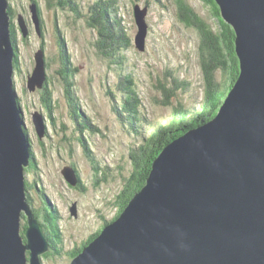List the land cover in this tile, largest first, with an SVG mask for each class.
<instances>
[{
    "label": "water",
    "instance_id": "95a60500",
    "mask_svg": "<svg viewBox=\"0 0 264 264\" xmlns=\"http://www.w3.org/2000/svg\"><path fill=\"white\" fill-rule=\"evenodd\" d=\"M215 1L235 34V83L215 115L160 149L145 185L68 264H264V0ZM8 6L0 0V264H44L51 244L27 201L31 155L14 83ZM147 12L135 3L140 51ZM26 79L30 91L43 86L44 49L34 54ZM32 118L41 137L43 116ZM62 172L76 184L74 171ZM70 212L77 215L76 203Z\"/></svg>",
    "mask_w": 264,
    "mask_h": 264
},
{
    "label": "rangeland",
    "instance_id": "374dc122",
    "mask_svg": "<svg viewBox=\"0 0 264 264\" xmlns=\"http://www.w3.org/2000/svg\"><path fill=\"white\" fill-rule=\"evenodd\" d=\"M77 1L80 2L81 11L85 14L79 18L58 8H47L44 0H38L44 23V30L41 33L37 30L34 2L8 0L15 13L13 20L17 27L16 36L20 51L21 71L18 75L14 74V83L24 113L27 135L30 138L29 150L33 149L35 158L39 157L37 171L33 173L31 170H25V183L36 208L43 207L46 211L40 198L39 186H42L52 205L56 206L59 214L58 224L61 219L60 226L63 238L65 237V250L77 243L80 244L86 235L101 227L102 218L111 220L115 216L118 207L116 204L126 198V194L121 196L122 190L126 188L124 186L129 185L131 167L129 152L138 142L133 134L130 135L126 131L112 111L113 102L107 92L108 89L119 90L116 87V84L119 85L118 74L114 70L116 65L111 64L105 56H101L100 48L95 44L98 35L86 25V15H89V8L96 0ZM116 1L132 39V46L124 52L129 62L128 69L136 79L142 98L143 114L156 124L169 118L177 103L186 106L200 103L203 94L202 74L197 55L198 32L194 27H187L177 20L173 0H139L141 6L146 4L148 6L146 20L149 30L144 51L138 50L133 44L137 27L132 2L136 0ZM187 1L213 28L218 29L217 19L213 17L203 0ZM17 22L20 28V22L23 23L25 36L28 37L27 42L22 43V33ZM56 24L68 41L74 64L78 66L75 84L79 106L82 109L78 121L84 126L83 131L78 129V121L69 113L70 109L68 110L56 73L55 61L58 60ZM42 41L45 56L50 62L46 73L54 89L57 106L53 112L54 126L49 128L48 135L43 134L40 137L43 141L40 143L32 116L41 112L46 118L43 93L39 91L40 88L28 90L26 77L27 73H32L34 54ZM175 76L188 81L187 88L180 89L175 92L176 94L165 95L160 85L173 88L172 79ZM23 88L26 90L23 91ZM121 98L122 95L118 94L116 101ZM87 118L97 126L96 130L88 126ZM85 144L90 153L86 152ZM67 167L74 171L77 180L74 186L69 184L63 175L62 171ZM32 188H35V192ZM73 203L77 206L78 219L70 212ZM51 256L44 259L43 263L68 264L67 258Z\"/></svg>",
    "mask_w": 264,
    "mask_h": 264
},
{
    "label": "trees",
    "instance_id": "16d2710c",
    "mask_svg": "<svg viewBox=\"0 0 264 264\" xmlns=\"http://www.w3.org/2000/svg\"><path fill=\"white\" fill-rule=\"evenodd\" d=\"M34 2L36 11L40 17L41 33L44 30V23L42 18V11L38 0H31ZM47 8H58L67 13H72L79 18L84 16L81 11L80 2L77 0H44ZM139 0L133 1L135 3ZM203 2L210 8L211 14L218 21V29L213 28L210 23L204 19L187 0H173L176 8L177 20L187 27H194L198 32L197 50L198 61L202 74V94L203 100L200 103L192 106L182 105L177 103L174 105L172 115L164 120H160L156 124L149 121L143 114L141 107L143 106L141 95L137 87L136 79L132 72L129 71V62L126 57L125 49L132 46V39L129 35L128 26L125 18L120 14L119 6L116 5V0H96L89 8V15H86V25L92 28L96 35V46H99L101 56H105L111 64H114V70L118 74L119 85L116 87L119 90L108 89V96L112 99V111L116 115V119L123 125L126 131L137 139L135 147L130 149L129 159L131 167L129 174V185L124 186L122 195L125 199L116 204L118 214L124 209L133 194L137 192L145 183L146 177L151 169L153 158L157 155L164 145L170 140L180 135L186 129L199 125L205 122L216 114L219 107L227 97L229 90L235 83L239 73V60L235 51V34L232 26L228 24L221 16L220 9L215 0H203ZM9 3V2H8ZM147 5V4H146ZM132 7V9H133ZM8 14L10 16V36L14 50L13 64L14 74H19L20 67V51L18 39L16 36L17 27L14 23V9L9 3ZM207 21V22H206ZM18 24V22H17ZM19 27V24H18ZM21 33L22 30L19 27ZM55 35L57 36V76L60 80L63 95L66 99L69 113L78 119L81 117L82 109L79 106V97L76 92L75 76L78 72V66L74 64L72 53L68 47V41L62 34V30L55 27ZM43 37V35H42ZM100 37V40H99ZM27 36L22 33V43L27 42ZM39 48L44 49L43 41ZM46 68L49 66V60L45 56ZM119 65V67L117 66ZM127 69V70H126ZM220 73V77L218 74ZM173 88H167L166 85H160L163 93L166 95L174 94L183 88L185 90L188 81L179 76L172 79ZM17 90V89H16ZM26 90L23 88V91ZM43 101V108L46 115V122L44 115V135H48L49 128H53L55 123V115L53 112L57 106V101L54 100V89L49 83V76L46 73V80L40 88ZM122 95L121 100L116 101V96ZM176 94V93H175ZM17 101L20 105V98L17 94ZM22 109V108H21ZM23 111V110H22ZM24 115V113H23ZM87 124L91 129H97V126L87 118ZM79 130L83 131L81 124H77ZM100 130V129H98ZM25 134H28L27 129H24ZM38 135V134H37ZM28 137V135H27ZM29 138V137H28ZM38 138L41 141L40 136ZM83 140V138H80ZM30 141V138L29 140ZM39 143V145H40ZM44 146V144H43ZM86 152H89L85 144ZM90 153V152H89ZM30 164L26 170H31L33 173L37 171V164L39 157L34 156L33 149L30 150ZM73 166V163L71 167ZM32 185V184H31ZM27 195L29 199V189L26 184ZM34 186V185H33ZM30 187V185H29ZM33 190V189H32ZM40 190V192H39ZM37 191L40 198L46 207V214L51 222V235L49 242L51 244V251L57 257H64L71 260L83 247L93 238L90 236L81 244H76L74 252L64 249L65 237L63 238L60 220L58 224V212L56 206L44 194L42 186H39ZM35 192V188H34ZM120 196V197H121ZM113 219V218H112ZM106 219L105 222L106 223ZM25 224L22 226L21 233H24ZM103 227V226H102ZM102 229V228H101ZM100 231V230H99ZM99 233L96 234V236ZM51 252V253H52ZM51 255H44L42 258H51Z\"/></svg>",
    "mask_w": 264,
    "mask_h": 264
},
{
    "label": "flooded vegetation",
    "instance_id": "af4514ba",
    "mask_svg": "<svg viewBox=\"0 0 264 264\" xmlns=\"http://www.w3.org/2000/svg\"><path fill=\"white\" fill-rule=\"evenodd\" d=\"M44 118V117H43ZM46 119V118H45ZM74 186V185H73ZM80 188V185H78ZM34 190V188H32ZM27 201H28V205H29V208L31 210V212L38 216L39 217V220L41 222V225H42V228L43 230L45 231V233L47 234L48 238H50L49 236L51 235V222H49V218L46 214V211H44V208L43 207H40V208H36L34 203L32 202V199L30 198V195H29V199H28V195H27ZM76 210H77V206H76ZM78 210H77V215L75 216L76 219H78ZM23 220V221H22ZM27 221H28V218H27V215L25 213H23L22 217H21V228L22 226H25L27 227ZM105 222V219L102 218V226ZM101 227H99L98 229L96 230H93L91 234L89 235H86L85 238L82 240V241H85L87 238H89L90 236L93 238L94 236H96L97 233H99L101 231ZM100 230V231H99ZM90 242V241H89ZM81 244V242H80ZM77 246L75 245L74 247L72 248H69L68 251H72L74 252V249L76 248ZM52 251L50 250L46 255H53V252L51 253ZM43 261H44V258H43Z\"/></svg>",
    "mask_w": 264,
    "mask_h": 264
},
{
    "label": "bare ground",
    "instance_id": "6f19581e",
    "mask_svg": "<svg viewBox=\"0 0 264 264\" xmlns=\"http://www.w3.org/2000/svg\"><path fill=\"white\" fill-rule=\"evenodd\" d=\"M14 1V0H13ZM21 106V105H20Z\"/></svg>",
    "mask_w": 264,
    "mask_h": 264
}]
</instances>
